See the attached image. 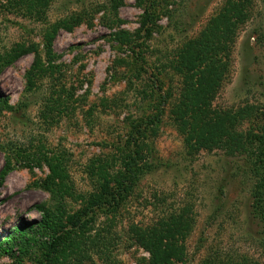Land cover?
Segmentation results:
<instances>
[{
    "label": "rangeland",
    "instance_id": "1",
    "mask_svg": "<svg viewBox=\"0 0 264 264\" xmlns=\"http://www.w3.org/2000/svg\"><path fill=\"white\" fill-rule=\"evenodd\" d=\"M228 1L176 0L178 13L172 22L178 23L177 28L161 19L155 34L140 42L147 71L167 72L162 89L169 92V99L153 143L158 168L139 181L115 214L91 216L87 230H72L68 218L103 186L99 168L112 159L113 165L119 162L116 146L127 134L129 119L146 106L147 77L134 73L131 53L117 52L109 38L119 31L134 33L143 9L135 0H125L114 18L117 27H104L97 15L91 24L78 25L71 32L59 28L52 39V52L58 58L49 66L43 46L50 27L103 0H0V58L18 49L31 51L0 74V174L6 171L0 187V243L15 229L41 221L38 207L49 212L51 221L61 220L54 232L35 239V245L11 247L9 254L0 256V264H46L44 245L54 235L68 247L67 264H106L82 242L83 233L92 235L104 226L117 237L111 261L149 264L134 231L181 210H187L194 221L184 237V264H200L211 253L244 255L264 263L256 239L260 227L250 217L255 182L249 167L219 149L189 152L172 116L183 88L182 74L176 69L179 53L229 8ZM242 3L245 21L231 43L229 79L212 108L234 113L252 106L263 113L264 0ZM36 58L46 69L29 89L25 75ZM58 96L72 113L49 114L48 101ZM250 125L244 122L242 128L247 131ZM53 158L62 160L65 177L55 197L42 188L50 175L44 161ZM38 159H45L40 166ZM70 241L74 244L68 246ZM9 247L8 243L5 248Z\"/></svg>",
    "mask_w": 264,
    "mask_h": 264
},
{
    "label": "trees",
    "instance_id": "2",
    "mask_svg": "<svg viewBox=\"0 0 264 264\" xmlns=\"http://www.w3.org/2000/svg\"><path fill=\"white\" fill-rule=\"evenodd\" d=\"M125 0H103L101 4L85 6L78 13L69 16L66 20L57 22L50 27L45 35L43 57L48 65L57 60L52 52L53 34L60 28L71 32L81 24H91L95 16L101 15V24L112 29L117 27L114 21L116 13L123 6ZM143 9L139 21V28L134 33L119 31L109 38L115 43L117 52H130L131 65L134 73L146 76V89L148 90L146 106L142 107L136 118H130L128 130L123 141L116 146L120 152L119 162L114 164L113 159L106 161L100 168L103 186L95 195L88 198V204L79 212L68 218L67 226L72 230L84 227L87 230L92 222L91 216L108 217L117 212L123 201L137 187L139 181L151 170L158 168V159L154 150V138L158 125L164 115V107L169 99V92L163 90L162 77L167 72L154 68L152 72L146 69V59L140 51L144 40L147 42L156 32L158 22L167 19L172 22L177 18L174 10L176 0H135ZM229 8L212 19L204 32L195 40L187 41L179 53L176 69L183 77L181 98L173 112V121L178 125V131L185 136L186 146L190 151L219 149L227 156L238 157L244 160L249 167L252 180L255 182L251 191L250 217L258 222L260 231L257 243L264 252V111L259 113L252 106L243 108L238 112L216 111L213 102L218 91L229 79V54L231 43L238 25L244 24V0H229ZM182 16V14H181ZM29 49L13 51L0 58V74L6 67L11 66L22 55L30 53ZM36 53V51L34 50ZM141 52V53H140ZM36 57V56H35ZM44 64L37 58L25 75L27 88H34L36 81L44 75ZM49 68V67H48ZM48 71V70H47ZM46 71V72H47ZM44 72V71H43ZM49 99V114L72 113L61 98ZM72 96L70 97V99ZM69 99V100H70ZM6 104V103H5ZM264 107V106H263ZM244 122L251 124L247 131L242 128ZM240 128L242 130L240 131ZM27 160V159H26ZM45 159H38L36 165ZM50 171L43 190L54 197L62 190L60 182L64 181L63 165L60 158L44 161ZM6 171L0 174V187ZM100 178V177H99ZM59 182V185L56 182ZM42 220L15 229L4 243H0V256L9 254L11 247L36 244L38 237L46 236L47 232H54L61 220L51 221L49 212L44 207H38ZM187 210L173 213L169 217L158 218L155 224L147 225L144 230L134 231L137 243L149 255V264H184L186 259L184 237L194 226V221L187 217ZM91 225V224H89ZM104 227L107 229L105 230ZM95 230L92 235L83 233L85 246L95 250V255L106 264H115L111 261V250L117 243V237L109 231V226ZM71 239L66 237V240ZM71 242V241H70ZM9 243L10 247L5 248ZM64 239L59 236L50 238L45 244V253L42 255L46 264H67L70 258L68 247H64ZM70 243L68 246L73 245ZM70 248V247H69ZM204 259L200 264H264L251 260L246 256L225 254L222 257L217 253ZM90 260V258H89Z\"/></svg>",
    "mask_w": 264,
    "mask_h": 264
}]
</instances>
